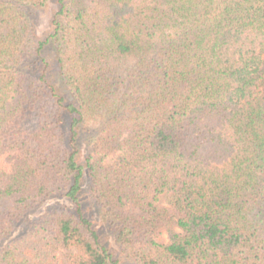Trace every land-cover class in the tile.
<instances>
[{"label":"trees","instance_id":"16d2710c","mask_svg":"<svg viewBox=\"0 0 264 264\" xmlns=\"http://www.w3.org/2000/svg\"><path fill=\"white\" fill-rule=\"evenodd\" d=\"M55 1L0 0V264H127L85 184L130 264H264V0Z\"/></svg>","mask_w":264,"mask_h":264},{"label":"rangeland","instance_id":"374dc122","mask_svg":"<svg viewBox=\"0 0 264 264\" xmlns=\"http://www.w3.org/2000/svg\"><path fill=\"white\" fill-rule=\"evenodd\" d=\"M56 1L50 0L45 6L40 7L36 11V32L39 36H41L44 32H46L49 28V22L52 17V14L55 10ZM54 77V78H53ZM53 81H55L56 85L62 86V81L58 76H53ZM63 89V88H62ZM64 90V89H63ZM82 204L84 211L94 223L95 228L99 232L102 242L106 245L112 253L122 261L130 264V258L125 256L124 252L121 248L115 243L113 238V231L107 224L105 217L103 215L102 209L92 200L90 197L87 184H85L83 193H82Z\"/></svg>","mask_w":264,"mask_h":264}]
</instances>
